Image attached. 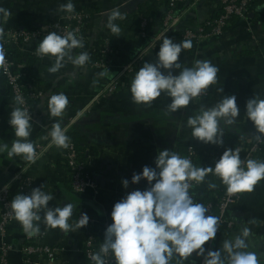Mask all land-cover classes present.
<instances>
[{
  "label": "crops",
  "instance_id": "obj_1",
  "mask_svg": "<svg viewBox=\"0 0 264 264\" xmlns=\"http://www.w3.org/2000/svg\"><path fill=\"white\" fill-rule=\"evenodd\" d=\"M169 1L72 0L74 11L66 13L60 9L68 0H0V8L8 13L6 16L0 14V25L7 28L16 25L41 27L43 22L63 19L77 12L89 15L84 47L73 50V55L81 52L89 54L90 59L84 67L74 66L66 60L62 69L50 73L48 69L54 59L37 61L29 51H25L26 47H19L24 55L12 54L15 70L21 72L41 93V97L33 104L34 119L29 137L33 144L42 142L44 133L54 123L60 122L65 126L74 120L77 113L83 112L71 129L78 132L90 155V172L96 188L88 189L81 196L73 193L70 173L58 147L49 149L34 164L29 165L32 189L44 185V191L54 194L49 207H62L65 203L75 205L69 221L73 226L78 222L76 213L80 206L90 210L91 216L101 222L111 219L113 205L128 192L144 190V181L138 185L130 183L128 189L123 188L122 181H131L133 173L141 172L145 166L155 167L154 161L159 150L168 149L180 155V144L198 146L200 142L192 137V130L186 123L188 117L198 114L201 108L214 107L225 96H236L240 115L234 125L220 122L224 144L208 145V153L196 163L197 166L214 167L227 148H239L243 160L249 146L259 135L245 112L249 99H264V0L254 6L248 19L233 21L222 37L208 39L192 50L182 51L179 58L182 68L192 67L196 61L204 60L218 68L217 82L209 87L206 97L193 101L187 109L171 114L167 111L170 98L164 93L149 105H137L132 101L129 89L136 72L145 62H156L159 45L151 48L148 44L161 30L162 17ZM218 2L187 0V4L181 6L184 8L181 14L183 20L177 30H195L215 17ZM148 7L156 8L158 14L147 30L148 36L143 38L133 28L140 11ZM116 8L124 15L123 19L115 21L121 29L119 36L111 33L106 26L108 14ZM106 38L110 39L114 49L108 66L105 69L90 67L92 54ZM173 41L178 43L177 40ZM15 56L19 57L18 63L14 60ZM129 65L130 71L122 73L123 68ZM181 70L175 69L174 74ZM101 72L105 75L100 76ZM59 93L68 97L69 104L62 117L54 118L48 112L47 101L50 95ZM15 107L17 105L7 85L0 78V141L9 146L17 139L14 130L8 125L10 113ZM225 133L234 134L236 138L231 142L226 141ZM256 160L264 161V156ZM26 164L22 157L9 159L6 152L0 154V186L12 179L19 168ZM209 184H215L216 187L210 188ZM225 190L226 186L220 179L209 173L198 187V203L204 204L206 198H217ZM227 217L234 223V230L221 232L211 250L222 248L225 240H233L240 235L242 228L247 227L251 229L247 238V251L256 252L259 264H264V180L258 182L252 192H244L240 201L228 209ZM86 236L84 228L65 234L60 229L47 228L41 220L40 234L35 236L34 242L59 249L52 264H83L82 246ZM25 243L26 236L17 220L5 239L0 236V248L3 244L15 248L9 257L10 264H27L21 253ZM33 261L42 263L41 259L35 258ZM185 264H191V261H185Z\"/></svg>",
  "mask_w": 264,
  "mask_h": 264
},
{
  "label": "clouds",
  "instance_id": "obj_2",
  "mask_svg": "<svg viewBox=\"0 0 264 264\" xmlns=\"http://www.w3.org/2000/svg\"><path fill=\"white\" fill-rule=\"evenodd\" d=\"M74 8L72 0H68L60 11L72 13ZM0 14L8 15L3 8H0ZM123 18L119 8L111 10L106 23L111 33L119 36L121 29L115 21ZM157 42L160 43L156 62H145L136 72L129 89L131 98L137 105H149L164 93L170 98L168 113H176L187 109L195 98L217 82L218 68L207 60L196 61L192 67L182 68L179 58L183 50L192 48L190 40L175 43L162 33L155 36L150 44L156 47ZM83 47V38L75 32L69 31L62 35L52 31L44 36L36 52L41 57L54 58L48 71L57 73L65 66L66 60L74 66L84 67L90 59L89 54L81 52L73 55L74 49ZM4 59V48L0 45V63ZM175 69L182 70L174 74ZM17 99L20 100L19 97ZM68 104L69 99L65 94L50 95L47 101L50 116L62 117ZM245 114L259 133L256 140L264 142V99H249ZM239 115L236 96H225L214 107L201 108L198 114L189 116L186 123L192 130V137L199 142L222 146L224 139L220 122L234 125ZM82 116L83 112L77 113L72 123ZM32 121L29 110L13 108L8 125L14 130L17 139L10 146L0 141V154L6 152L9 159L22 157L31 165L48 148L69 147L67 126L56 122L49 132L51 142L38 153L36 146L29 140ZM154 164L155 167L145 166L141 172L133 173L131 181H122L124 189H128L130 183L138 185L141 181L146 182V187L144 190L128 192L113 205L111 223L104 231L103 243L99 252L91 256L94 264H105L104 256L109 253L115 264H170L173 258L178 264H185V261L197 264L198 260L202 264H259L256 252L247 251V238L251 234V229L247 227L242 228L240 235L233 240H225L222 248L213 251L204 247L215 239L220 218L208 215V208L194 202L189 189L193 183L202 184L212 173L226 186L229 196L250 193L258 182L264 180V161L242 160L239 148H227L214 167H196L190 159L163 149L158 151ZM8 187L6 184L4 189ZM76 187L82 191V187ZM209 187L215 188L216 185L209 184ZM43 188L44 185L34 188L27 195L18 193L10 202L14 218L29 238L40 234L41 220L47 228L60 229L65 234L88 225L87 213H81L75 226L69 222L75 208L73 203L49 207L54 194Z\"/></svg>",
  "mask_w": 264,
  "mask_h": 264
},
{
  "label": "built area",
  "instance_id": "obj_3",
  "mask_svg": "<svg viewBox=\"0 0 264 264\" xmlns=\"http://www.w3.org/2000/svg\"><path fill=\"white\" fill-rule=\"evenodd\" d=\"M177 1L178 0H170L171 7H173ZM220 1L222 3L221 9L223 10L222 12L223 14H221L217 19L213 21L210 33L206 35L202 34L204 29L202 27H199V29L196 31H188L187 33L184 32L183 39L195 40V43H200L203 40L208 39L209 37L221 35L224 32V29L231 24V20L233 19V17L247 18V16L251 13L252 7L254 6L255 4L254 2L256 0H220ZM81 16L82 15L80 14L67 15L63 19H58L56 21H53V23H50L47 27H45L44 25L41 27L16 25L11 29H6L0 26V45L3 46L5 52V59L3 63H0V73L6 79L9 87L11 88L15 98L16 105L20 108L29 110L33 119H34V114H33L34 109L32 105L34 104V102H36L38 98L41 97V93L38 91V89H36L34 84H32L31 82L27 81L24 78L25 76L23 74L16 72V70L14 69V63L9 56L8 48L13 45L20 47L28 46L31 48L32 58L37 60L46 58L39 56L36 52V49L38 48L44 36L47 35L48 32H52V31L58 32L62 35L67 34V32L69 31H73L75 33L81 32L82 30ZM145 24L146 21L144 20L142 27H145ZM162 25L167 26V22L164 20ZM172 30L173 29H169L165 33V35L168 37L170 31ZM108 56L110 55H107L106 57ZM106 62L109 61L101 60L97 62L94 67L105 69L109 64L107 63V65H105ZM113 87L111 89H114ZM208 90L202 93L199 97L195 98L194 101L206 97L208 95ZM17 97H19L20 100H18ZM72 121L73 120H71L68 124H66L67 134L71 126L74 124L72 123ZM49 132L50 130H47L44 133L42 142H38L34 144L36 146V151L38 153L43 151L47 147V145L51 142ZM261 144H263V142L256 141L255 143H252L249 146L243 160L246 161L247 159H253L254 154L261 152L262 151V149L260 148ZM51 148H48L47 151ZM60 149L62 151L61 157L63 159L64 165L70 171L69 180L73 193L77 196H81L85 194L88 191V189L96 188V184L94 183L91 174L86 170V164L81 163L78 158V153L76 151L75 144L70 140L68 148H60ZM47 151H44L43 155ZM193 155H195V151L191 147L189 148V156L187 158L192 161ZM192 163L194 166L198 167L197 164L194 163L193 161ZM6 184L9 185L7 190L4 189V186ZM195 185L197 184L193 183V187L189 189V192L194 202L198 203L197 197L195 193H193V188L195 187ZM76 186L82 187V191ZM32 187H33V180L28 163L26 165L21 166L19 170L16 172V174L12 177V179H10L8 182L0 186V236L2 239H5L8 230L12 227V225L16 221L10 209V202L13 199V194H12L13 191L17 190L19 193L27 195L30 194ZM242 194L243 193H238L229 196V194L225 190L223 195L219 198V202L216 206L217 207L216 214H215V207L213 204L209 203L205 205V207L208 208V215L218 216L220 218L217 235L213 241H209L207 243L206 249L211 250L212 245L214 244L217 236L221 232L234 230L235 225L231 220L228 219L227 211L232 205L240 201ZM81 213H87V215L89 216V223L86 227H84V229L87 232V236L83 242L84 250H82V253L85 254L90 264H94V262L91 260V256L92 254L99 252L100 246L103 243L104 231L106 227L111 223V219H106L104 221L98 222L96 219H94L91 216L90 211L87 208L80 206L79 210L76 213L77 221H79ZM91 229L92 231H89ZM98 229H102L103 237L100 239H97L96 237L97 236L96 230ZM25 236H26V243L21 248V253L23 254L27 264H36L33 261L35 258L41 259L42 260L41 264H52L54 262L56 256L59 253L58 248L39 245L38 243L34 242L35 236L31 238H29L26 234ZM14 250L15 248L12 245L3 244L2 247L0 248V264H10L9 257ZM104 259H105V264H115L114 258L110 253L104 256ZM198 264H202V261H199Z\"/></svg>",
  "mask_w": 264,
  "mask_h": 264
},
{
  "label": "trees",
  "instance_id": "obj_4",
  "mask_svg": "<svg viewBox=\"0 0 264 264\" xmlns=\"http://www.w3.org/2000/svg\"><path fill=\"white\" fill-rule=\"evenodd\" d=\"M261 1L262 0H256L254 2L255 3L254 6L256 4H258L259 2H261ZM166 12L164 13V15H163L164 17L163 18H165ZM217 12L218 13H217V15H215V17H213L212 19L204 22L202 25L199 26V27H202L204 29V31H203L202 34H205L206 35V34L210 33V30L212 28L213 21L215 19H217L221 14H223L222 13L223 10L220 9V8H218V11ZM157 14H158V10L156 8H153V7H148L145 10H141L140 13H139V15L136 18V21L134 23V28L133 29L135 31H137V32L138 31L140 32L141 29L144 28L142 26H143V21L145 20L146 21L145 28H146V30H148L149 27L151 26L152 22L154 21L155 17L157 16ZM248 17H250V16H248ZM236 20H239V19L233 17V19L231 20V23L233 21H236ZM228 28L229 27H227V28L224 29L223 34H225V32L227 31ZM82 32H83V29L81 30L80 34ZM222 36H220V37H222ZM168 37L171 38V39L177 40L178 43H180L182 40H185V39H183V37H184V31H179V30H177V28L174 29V30H172V31H170ZM220 37H214V38H220ZM190 41L192 42V48H191V50H192L194 48V46H196L195 45L196 43H195V40H190ZM19 47L20 46H11V47L8 48V52H9V56H10L11 60L13 59L12 58V56H13L12 54H14V55H17V54L18 55H21L22 54V55H24V51L23 52L22 51H19ZM111 58H112L111 56H108V57H105L104 60L105 61H110ZM18 59H19L18 56H15L14 57L15 62H17ZM94 60L99 61L100 59L96 55H95L94 58H91V60H90V63H91L90 64V67H92V68H96L92 64V63L95 62ZM0 78H2L4 80L5 84L7 85L8 90H9V93H10V95L12 97V100H13V102H15V98H14L13 92H12L11 88L9 87L6 79L1 75V73H0ZM71 128H72V126H71ZM71 128H70V130H69V132H68L67 135L70 137V140L75 144V148H76V151L78 153V158H79L80 162L86 164V170L91 174V172H90L91 159H90V155L88 154L87 148L83 145L84 144L83 143V139L80 137V135L78 134V132H76L75 130H72ZM48 130H51V129H48ZM235 138H236V135L230 134V133H225V140L226 141H230L231 142ZM256 141L257 140L255 139L253 141V143H255ZM191 147L195 151V155L192 156V161L194 163L200 162L204 158V156H206V154L209 151L208 145L207 144H204L202 142H200L198 146H191ZM191 147H188V146H185V145L180 144L178 146V151L180 153V156H182L184 158H187L189 156V148H191ZM260 148L262 149V151L254 154L253 159L260 158V157H263L264 156V142H263V144L260 145ZM69 173H70V171H69ZM199 185H195V187L193 188V193H195L196 197H197V190H198ZM15 193L18 194L19 192L17 190L13 191V193H12L13 194V197H14V194ZM222 195H223V193L219 197L214 198V199H212V198H206L203 205L205 206V205H207L209 203L213 204L214 207H215V214H216L217 213V207L216 206H217V204L219 202V198ZM89 231H92V229L89 230ZM96 231H97L96 232L97 239L102 238L103 237V235H102V229H98ZM82 250H84V246H82ZM177 262L178 261L175 258H173V262L171 261V264H174V263H177ZM83 264H90L89 261L87 260V258H86V256H85L84 253H83Z\"/></svg>",
  "mask_w": 264,
  "mask_h": 264
},
{
  "label": "rangeland",
  "instance_id": "obj_5",
  "mask_svg": "<svg viewBox=\"0 0 264 264\" xmlns=\"http://www.w3.org/2000/svg\"><path fill=\"white\" fill-rule=\"evenodd\" d=\"M186 1L187 0H178L176 3H175V5L173 6V7H171V5H170V1H169V3H168V7H167V12H166V19H164L163 17H162V21H161V30L159 31V33L157 34V35H160V34H162V33H166L169 29H176L177 27H178V25L180 24V23H182V18H181V14L184 12V8H182L181 6L182 5H184L185 3H186ZM195 2H200L201 0H194ZM219 2L217 3V6L216 7H218V8H222V3H221V1L220 0H218ZM187 4V3H186ZM254 8V6L252 7V9ZM252 11V10H251ZM168 12H169V14H168ZM173 13V14H172ZM77 14H80V15H82L81 16V20H82V23H81V25H82V28L81 29H83V32L80 34V32L79 33H76V35L78 36V37H82L83 39L86 37V33H88V26H87V24H88V17H89V15H84V14H82V13H75V15H77ZM168 14V15H167ZM250 15V14H249ZM248 15V16H249ZM248 16H247V18H238L239 20H243L244 21V19H248ZM58 20V19H57ZM164 20L167 22V26H165V25H162L163 24V22H164ZM53 21H56V20H53ZM53 21H49L48 23H45V22H43L44 23V26L45 27H47L50 23H53ZM1 26V25H0ZM164 26H165V28H164ZM2 28H6V29H11L12 27H10V28H7V27H4V26H1ZM14 27V26H13ZM229 27V26H228ZM199 29V27L198 28H196L195 30H192V29H184L183 31L184 32H188V31H196V30H198ZM165 30V31H164ZM140 37H143V38H145V37H147L148 35V31L146 30V28L144 27L143 29H141V31H140ZM156 35V36H157ZM222 35H224L223 33L221 34V35H217V36H212V37H209L208 39H211V38H214V37H220V36H222ZM153 39H154V37H153ZM208 39H205V40H203L202 42H200V43H196L195 45L196 46H199L200 44H202L204 41H206V40H208ZM159 43L160 42H157L156 43V47L159 45ZM13 46H15V45H13ZM148 46H150L151 48H153V46H152V44H148ZM24 47H26V51H29L30 52V54H31V48L30 47H28V46H24ZM111 50V51H110ZM114 54V49H113V45H112V43H111V41H110V39H108V38H106V39H103V42L102 43H100V46H99V48H98V50H96V52L95 53H93L92 54V57L91 58H94L95 57V55L100 59L99 61H101V60H104V58L107 56V55H113ZM112 57V56H111ZM46 59H54V58H50V57H46V58H43V59H40V60H37V61H42V60H46ZM95 61V62H94ZM93 62L94 63H92L94 66H95V64L97 63V62H99V61H96V60H94ZM107 63H109V62H106L105 63V65H107ZM91 64V63H90ZM111 65V64H110ZM15 69V68H14ZM127 71H130V65H129V67L127 66V67H124L123 68V70H122V73H125V72H127ZM20 74H22L21 72H20Z\"/></svg>",
  "mask_w": 264,
  "mask_h": 264
},
{
  "label": "water",
  "instance_id": "obj_6",
  "mask_svg": "<svg viewBox=\"0 0 264 264\" xmlns=\"http://www.w3.org/2000/svg\"><path fill=\"white\" fill-rule=\"evenodd\" d=\"M91 207H93V206L91 205Z\"/></svg>",
  "mask_w": 264,
  "mask_h": 264
}]
</instances>
